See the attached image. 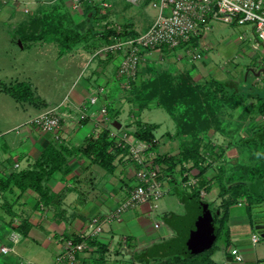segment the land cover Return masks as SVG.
I'll return each mask as SVG.
<instances>
[{"label": "crops", "instance_id": "1", "mask_svg": "<svg viewBox=\"0 0 264 264\" xmlns=\"http://www.w3.org/2000/svg\"><path fill=\"white\" fill-rule=\"evenodd\" d=\"M117 1L115 0V5ZM67 2L73 9L81 8L73 7L72 0ZM109 2L111 3L112 0ZM18 3L19 0L13 5L16 6ZM93 3L96 2L82 0L84 14L93 8ZM24 11L28 14L35 13L27 7H24ZM106 27L113 26L107 24ZM96 36L95 39L105 43L109 40V37ZM18 42L23 46L21 39ZM107 56H102L103 59L99 57V62L94 64L85 76L76 77L69 85L63 100L58 102L62 109L72 114L71 118L67 117L64 120L58 137L54 132L42 131L34 125L19 128L23 124H28L27 121L34 115L58 103L33 114L25 111L40 103L46 104L44 99L40 102L36 100L35 103L16 100L19 102L17 106L12 104L10 109H6L10 118L1 123L3 129H0V179H2L0 185L4 186L6 180V186H0L1 264H173L161 261L175 254L186 255L192 252L186 244L180 223V219L188 213L187 194L196 186L205 188L207 198H200L207 201L208 206L213 202L212 205L217 213L222 211L220 204L229 193L220 195L219 189L214 192V182H209V189L199 185V182L193 187L190 186L189 178H198L194 174L199 168L194 166L189 171L185 168L181 169L180 164H177L172 174L167 173L169 178L164 184L168 189L156 202L140 203L125 210L120 219L102 222L101 231L92 238L105 246L106 250L103 254L98 252L96 244L86 241L89 247L77 252L74 262L67 259L56 261L57 254L62 250L63 239L75 237L80 232H87L88 222L92 216L103 217L137 183L138 165L128 156L127 151L118 152L113 160L114 168L107 170L93 161L83 149L85 143L96 137L100 128H106L108 124L105 123L106 127L102 124L98 125L91 117L77 121L75 116L77 106L99 87L101 92L98 93V103L105 104L107 109L109 108L108 92L104 93L107 80H104L103 84L98 83L99 76L105 71L110 58ZM1 95H3L2 90H0V99L3 97ZM126 100L131 103L127 98ZM96 106L97 104L90 105L89 108ZM131 106L140 109L134 103ZM121 107L118 105L117 108ZM134 116L133 114L131 117ZM113 120L119 122L121 128L122 123L118 119ZM135 128L136 121H131L123 129L127 130L131 137H135L133 135ZM12 130H16L14 136L9 134ZM175 130L168 132L170 136H167L162 143L160 138L163 134L158 137L153 129L156 145L151 149L155 155H176L179 152L181 142L176 141L184 139L185 136L176 134ZM187 164L193 166L191 161ZM187 164L185 162L183 165L187 166ZM161 166L164 168L166 164L162 163ZM31 172H35L40 178L38 188L30 184L15 183L9 178L10 174L25 177ZM182 181L185 183L182 184ZM236 203L232 202L228 205L225 221L234 243L222 247V257L219 261L213 257L215 249L211 258L223 264L224 260L231 257L229 248L236 246L242 252L243 259L232 260L229 264H264L263 251L260 250L257 254L254 249L248 247L246 237L236 232V229H232L235 225L245 224L242 223L245 221L244 216L237 218L242 212L236 214L231 210L234 205H242L239 200ZM156 222L157 226H155ZM13 232H17L16 241L10 237ZM2 245L8 246L9 249L6 252L2 251Z\"/></svg>", "mask_w": 264, "mask_h": 264}, {"label": "rangeland", "instance_id": "2", "mask_svg": "<svg viewBox=\"0 0 264 264\" xmlns=\"http://www.w3.org/2000/svg\"><path fill=\"white\" fill-rule=\"evenodd\" d=\"M16 1L18 0H0V83L30 82L34 96H37L36 100L40 102L44 99L46 102V104L30 106L31 109L25 111V113L30 111L33 114L63 100L73 80L76 77L85 76L90 68L99 62V57L103 59L102 56L107 55L102 50L107 42H102L95 39L97 36L90 37L87 34L71 46V51L68 50L69 52L64 54H59L58 41L50 40V38L30 39V41L24 38L23 46H21L18 41L22 34L18 25L31 17V14L24 11V7L35 13L49 12L52 8L61 10L82 33L86 32L89 24L85 17L87 12L83 13L84 6L73 9L70 4L68 5V0H19L20 3L14 6ZM92 1L99 3L100 17L94 26L98 31L103 30L107 24H111L114 28L130 26L139 32L144 31L152 23L156 13L154 0L137 2L118 0L116 5L115 0H112L107 6L101 4L100 0ZM24 25H28L26 21ZM203 39L205 45L196 47V51L202 54L200 58H190L182 47L177 46L167 50H159V48V51L155 50L150 53L146 61L153 63L157 70L171 71L174 76L179 73L188 75V80L197 91L198 100L188 99L184 101V105L192 110L193 107H197V110H201V118L207 122L202 127L198 125L199 128L195 130L203 158L198 160L197 166H190L187 161L188 167L184 165L183 169L189 170L195 166L200 170L201 167H205L200 175L199 170L195 172L194 175L198 177L196 184L206 178L211 183L214 182V192L219 189V181L229 187L233 182L240 183L242 194L236 199L242 205H234L235 207L231 210L236 214L241 211L242 213H239L237 218L244 216L245 221L242 223L245 224L235 225L232 229H236V232L246 237L250 249H254L257 254L260 250L264 253V235H262L264 228H254L253 223L257 217L264 218V177L262 180L255 178L253 183L255 182L256 185L253 186H250L251 180H249L251 166L259 164L261 168L264 167L262 143L252 139L255 130L260 127L264 128V104L261 105V101L257 98L258 96L264 97V48L262 44L254 47L257 43V36L252 21L238 24L218 18L211 19L209 29L203 35ZM119 61V53H112L98 81L103 84L104 80H107L104 93L108 92L109 110L107 111L110 118L108 127L116 128L113 119H118L122 123V129L131 121L154 123L157 124L154 133L158 137L163 134L160 138V142L163 143L166 137L170 136L169 133L175 130L173 118L164 107L155 105V103L134 109L131 106L132 103L125 101L129 95L127 90L131 91L132 88L121 86L116 76ZM143 70L144 65L142 64L140 72L142 73ZM148 73L144 74L148 75ZM141 78L138 79V83ZM209 78L223 82L221 85L229 92L228 95L222 96L221 91L224 90L216 86L219 83L214 82V85H210ZM2 94L0 127L4 120L10 118L6 109H10L12 104L14 106L19 104L11 94L4 93V91ZM208 102L214 108L213 112H209ZM118 105L122 107L119 109ZM14 106L12 107L15 108ZM133 114L134 118L131 117ZM31 125L30 123L23 124L19 128ZM103 129L106 128H100L99 132ZM15 132L16 130H12L9 134L14 136ZM178 141L181 142V148L185 140L180 139L176 142ZM217 195L220 198L219 194ZM204 197L207 198V194ZM234 203L237 204L236 201ZM212 204L213 202L210 203L209 208L214 211ZM225 225L221 227L214 243L213 257L218 261L222 257V247L234 243L233 236ZM252 232L259 236L257 242L251 241ZM1 263L2 255L0 254Z\"/></svg>", "mask_w": 264, "mask_h": 264}, {"label": "built area", "instance_id": "3", "mask_svg": "<svg viewBox=\"0 0 264 264\" xmlns=\"http://www.w3.org/2000/svg\"><path fill=\"white\" fill-rule=\"evenodd\" d=\"M101 4L107 6L108 0H100ZM137 2L139 0H130ZM82 0H72L75 8L81 7ZM153 5L156 13L152 23L136 35L114 34L104 45V52H117L120 55V61L117 66L116 76L121 79V83L129 87L130 81L133 80L140 70L144 61L150 53L155 50H162L161 46L167 48L182 47L190 58L197 59L202 54L196 51L197 46L205 45L203 35L209 29V21L214 18L222 19L226 22L242 24L247 21L254 23V32L257 36V43L264 48V0H154ZM121 31L122 27H115ZM194 41V42H193ZM158 50V51H159ZM257 78H259L257 76ZM101 87L94 89L88 95L82 104L77 106V121L91 117L100 125L108 124V111L105 104L98 103V92ZM97 104L96 108H89L90 105ZM71 118V112L61 108L59 104L44 110L27 121L42 131H51L58 137L66 118ZM106 127V126H105ZM108 135L114 140L116 145L125 147L128 156L137 163V183L129 192L116 204V206L101 216H92L88 222V231L80 232L77 236L79 240L67 237L62 241V250L56 256V261L67 259L70 262L76 260V253L82 252L89 247L86 242L87 237L97 235L102 229L103 221L118 220L122 213L140 203L147 201L156 202L166 191L167 186L164 182L169 178L161 165L155 163V153L152 151L151 142L136 137H131L129 132L122 128H109ZM197 178H189V185H196ZM185 181H182L184 184ZM199 196H206V190L199 188ZM158 223H155L157 226ZM16 241L17 232L10 236ZM251 241L257 242L259 236L257 233H251ZM8 246L2 245L1 250L6 252ZM230 259L224 260L223 264H229L230 261H241L243 254L236 246L229 248Z\"/></svg>", "mask_w": 264, "mask_h": 264}, {"label": "trees", "instance_id": "4", "mask_svg": "<svg viewBox=\"0 0 264 264\" xmlns=\"http://www.w3.org/2000/svg\"><path fill=\"white\" fill-rule=\"evenodd\" d=\"M92 5L93 8L89 11H86L87 15L85 17L88 20L89 26L85 33H82L79 29H76L77 26H74V24L71 23L72 21L66 13L62 12L61 10H57L56 8H52V10H50L49 12H36L34 14H31V17L28 20H25L26 24L28 25H24L25 21L21 25H19V31L22 34V37L20 39L21 41H23L24 38L25 40L29 41L30 39L45 40V38H50V40H57L59 45V54H63L70 50L71 46L74 45L76 41L80 40L84 35L87 34L90 35V37L96 35H101L105 38L109 37V40L110 36L114 34H123L128 36L138 34L139 31L128 26H123L121 31H117L115 28L111 27H104L101 31L96 30L94 26L96 20L98 19V17H100V14L98 13L99 3H93ZM161 49L167 50L168 48L165 45H162ZM112 53L113 52H107V57L111 56ZM142 64L144 65L143 72H140V67V70L137 72L135 78L130 81L129 88H132L131 91L125 89L129 91L128 100L131 103L136 104L138 108L147 106L151 103H155V105L164 107L175 122V133L185 136L184 139H182V141L185 140V142H182V147L176 155L157 154L154 158V161L158 165L165 163L166 166L164 168L162 167V169L165 172L167 170V173L169 174H172V172L175 171V167L177 164H180V168L183 169V164L190 160L192 161V165L197 166L198 160H200V158H203V155L200 150L201 145L199 146L200 142L196 139L195 130L199 128L197 127L198 125H200V127L204 126V124L206 125L205 122L207 121H204L201 118V110H197V107H193L192 110L191 108L187 109L184 105V101H187L188 99L198 100L197 91L193 88V84H191V82L188 80V75L179 73L174 76L172 72L167 69L157 70V67L155 68V66H153V63L144 61ZM145 72H149L148 75H145ZM157 73L158 75H156ZM139 78H141L142 80L140 79V82L138 83ZM119 80L121 81L120 78ZM208 82H210V85H214V82L219 83V85L216 84V86L224 90L221 91V95H228L229 92H227L226 88L221 85V83L223 82L215 78H209ZM0 84V90L11 94L16 100L28 101L31 103L36 102L37 96H34L33 88L30 82L15 81L12 83L1 82ZM121 86L124 85L121 83ZM124 87L126 88V86ZM100 92L98 93L100 94ZM257 98L259 101H261V105H263L264 97L261 98L260 96H258ZM212 108L213 107L210 106V103L208 102L209 112H213L214 108ZM155 127L156 125L154 123H145L137 120L136 128L133 130V135L136 138L151 142V145L155 146L156 139L153 133V129ZM252 137L253 140L255 139L258 140V143H262L264 150V128L260 127L259 129L255 130ZM83 149L88 152L93 161L98 162L107 170H112L114 168L113 160L118 152L127 151L125 147L116 145L114 140L109 137L107 128L99 132L96 137H92L91 139H89L85 143ZM204 168L205 167L200 168L199 175L204 172ZM260 168L261 167L259 164H255L254 166H251L249 168V180H251L250 186L256 185L255 182L253 183V180L255 178H258V180H262V178L264 177V167L261 169ZM16 176L14 174H10L9 178L12 179L15 183L19 182L20 184L24 185L30 184L34 188L39 187L40 178L36 175L35 172H31L25 177ZM203 179L199 184L209 189L210 181H208L206 178L203 181ZM0 183H2V179H0ZM218 185L220 195H225L226 193L229 194L228 197L224 198L222 203L220 204V206H222L223 208L220 213L212 210L214 223L216 224L217 221V235L220 232L221 227L225 225L228 205L234 201H238V199L236 198L241 196L242 194L239 182H233L229 187L225 186L219 181ZM0 186H3V184ZM5 186L6 180L3 187ZM198 189L199 187L196 186L193 190L194 193L193 191H191L187 195L189 197L200 198ZM248 197L252 196L248 195ZM72 238H74L75 240L80 239L78 236ZM86 241L91 244H96L97 250L98 252H100V254H103V252L106 250L105 246H102L103 244L95 242L94 238H92L91 236L87 237ZM214 243L212 244V246L206 249L191 252L186 255L175 254L169 256L168 258H165L161 262L173 264H221L211 258V254L214 251Z\"/></svg>", "mask_w": 264, "mask_h": 264}, {"label": "water", "instance_id": "5", "mask_svg": "<svg viewBox=\"0 0 264 264\" xmlns=\"http://www.w3.org/2000/svg\"><path fill=\"white\" fill-rule=\"evenodd\" d=\"M116 128L119 122H114ZM188 213L180 219L181 229L185 235L186 244L192 252L206 249L214 243L217 236V228L208 202L201 198L189 197L187 199ZM254 228H264V218L257 217L253 220ZM262 235L264 233L262 232Z\"/></svg>", "mask_w": 264, "mask_h": 264}]
</instances>
